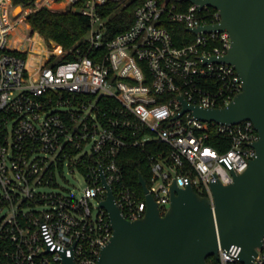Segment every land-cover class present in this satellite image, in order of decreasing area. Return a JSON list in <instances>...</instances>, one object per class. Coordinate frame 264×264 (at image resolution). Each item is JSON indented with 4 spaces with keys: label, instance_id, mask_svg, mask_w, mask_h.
<instances>
[{
    "label": "built area",
    "instance_id": "built-area-1",
    "mask_svg": "<svg viewBox=\"0 0 264 264\" xmlns=\"http://www.w3.org/2000/svg\"><path fill=\"white\" fill-rule=\"evenodd\" d=\"M33 1L0 0V264H65L64 256L98 264L114 233L101 206L102 172L127 220L147 213L142 185L128 184L119 163L127 148L147 152L148 191L163 215L174 183L192 185L214 206L212 184L229 185L247 170L260 139L251 121L221 125L183 112L180 96L220 108L243 90L237 69L219 61L231 48L230 34L192 31L220 23V11L191 0H145L131 27L105 41L100 10L112 0ZM17 6L29 14L74 6L91 20L94 56L78 50L77 59L65 61L62 46L50 48L40 33L26 27L21 35ZM170 22L188 27L189 43L175 42ZM214 135L223 137L216 145ZM66 168L85 179L81 195L58 182ZM240 251L220 247L219 261L236 264ZM253 264H264V239Z\"/></svg>",
    "mask_w": 264,
    "mask_h": 264
},
{
    "label": "water",
    "instance_id": "water-1",
    "mask_svg": "<svg viewBox=\"0 0 264 264\" xmlns=\"http://www.w3.org/2000/svg\"><path fill=\"white\" fill-rule=\"evenodd\" d=\"M201 8L218 9L221 22L201 26L193 32H228L231 48L219 61L233 65L243 81V90L228 105L203 108L179 99L185 111L205 122L236 125L251 121L260 139L257 154L241 174H234L229 185L212 184L215 204L198 194L192 185L171 186V206L163 215L149 194L147 181L140 174L147 198L142 219L127 220L115 201L104 173L107 210L114 229L110 242L102 248L98 264H209L219 260V249L241 248L239 262L253 264L264 239V0H191ZM216 60V59H215ZM65 264H77L64 256Z\"/></svg>",
    "mask_w": 264,
    "mask_h": 264
},
{
    "label": "trees",
    "instance_id": "trees-1",
    "mask_svg": "<svg viewBox=\"0 0 264 264\" xmlns=\"http://www.w3.org/2000/svg\"><path fill=\"white\" fill-rule=\"evenodd\" d=\"M145 0H112L106 6L101 7L100 13L107 18L105 41L112 39L128 30L133 24L136 9ZM33 0H14L16 5L25 3L33 5ZM81 5V3H77ZM212 11H215L212 8ZM27 22L34 32L40 33L48 42L50 48L54 44L62 46L65 52V61H73L78 57V50L82 54L94 56L93 51L89 52L87 36L91 31V20L88 16L83 15L74 6L67 9H50L41 8L32 12L27 17ZM173 34L175 42L179 45L189 43L193 34L188 27L182 23L170 22L167 24ZM42 43V40H40ZM39 51V50H36ZM35 52V51H34ZM34 52L31 53L29 64L33 68L35 65ZM43 52V50L39 51ZM222 136L214 135L211 139L212 144H218ZM119 163L123 166L125 180L132 187L142 191L140 185V174L146 180H149V162L147 152L137 148H127L123 150L119 157ZM209 264H221L214 257L208 258ZM236 264H241L237 262Z\"/></svg>",
    "mask_w": 264,
    "mask_h": 264
},
{
    "label": "rangeland",
    "instance_id": "rangeland-1",
    "mask_svg": "<svg viewBox=\"0 0 264 264\" xmlns=\"http://www.w3.org/2000/svg\"><path fill=\"white\" fill-rule=\"evenodd\" d=\"M28 11H29V9L23 10L20 6H17L15 8V15L17 16L16 19L22 20L23 22L26 23V24L24 23L23 25L19 24V26H18L19 33L21 35L26 34V30H27L26 27H28L30 31L32 30V28L30 27V25L27 22V17L31 14V13L29 14ZM23 12H24V14H23ZM3 18H4V20H7L9 18V15L7 12L3 13ZM12 20H14L13 16H12ZM64 176H65V179L58 176V182L60 183V185L67 187V188H70V189H74V192L77 195H81V193L87 187V184H86L85 179L80 175V173L79 172L71 173L69 171V169L66 168Z\"/></svg>",
    "mask_w": 264,
    "mask_h": 264
},
{
    "label": "bare ground",
    "instance_id": "bare-ground-1",
    "mask_svg": "<svg viewBox=\"0 0 264 264\" xmlns=\"http://www.w3.org/2000/svg\"><path fill=\"white\" fill-rule=\"evenodd\" d=\"M23 14H24V12H23ZM28 67H29V68H32V67L30 66V64H29V60H28Z\"/></svg>",
    "mask_w": 264,
    "mask_h": 264
}]
</instances>
